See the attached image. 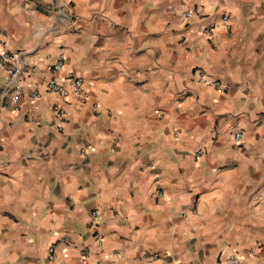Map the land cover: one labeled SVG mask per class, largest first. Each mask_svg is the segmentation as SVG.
<instances>
[{
  "label": "crops",
  "instance_id": "1",
  "mask_svg": "<svg viewBox=\"0 0 264 264\" xmlns=\"http://www.w3.org/2000/svg\"><path fill=\"white\" fill-rule=\"evenodd\" d=\"M2 52L0 264H264V0H0Z\"/></svg>",
  "mask_w": 264,
  "mask_h": 264
},
{
  "label": "built area",
  "instance_id": "2",
  "mask_svg": "<svg viewBox=\"0 0 264 264\" xmlns=\"http://www.w3.org/2000/svg\"><path fill=\"white\" fill-rule=\"evenodd\" d=\"M192 12L187 11L184 13V16L189 18L191 16ZM65 21H69V16L64 17ZM222 23L225 26V29L227 31H230L231 25L229 23V17L227 15H223ZM213 31V28H208L205 32L207 35H210ZM61 57V56H60ZM0 63L1 68L4 70L6 74V82L5 85L0 92V99L4 98L5 96H8L10 98V102L14 108H17L19 105V102L24 94V81L26 78V72L23 68V66L18 61V58L16 55H11L6 52H2L0 54ZM62 67L61 59L57 61L52 66V72L55 74L57 73ZM203 82L206 84H209L205 79H203ZM212 86L216 89H221L223 86L215 81L212 83ZM44 87L46 91H49L51 93L57 94L60 97L66 98L69 96H75L78 101H84L88 98V91L84 87V81L82 78L74 75L72 72H69L62 80L56 79L54 76H52L49 80H47L44 84ZM28 97L30 98H39L40 93L36 89H29L27 92ZM241 138V134L235 135V140L239 141ZM93 216L96 215V212L92 213ZM98 245L101 246L102 242L98 239ZM53 248H49V259L52 260L53 255ZM86 259V253L83 251L81 253L80 260L82 263H85ZM230 262L232 264L237 263V258L235 256H231L229 258Z\"/></svg>",
  "mask_w": 264,
  "mask_h": 264
}]
</instances>
